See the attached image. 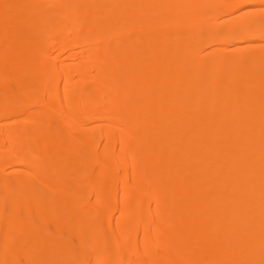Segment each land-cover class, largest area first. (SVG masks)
<instances>
[{
    "label": "bare ground",
    "instance_id": "obj_1",
    "mask_svg": "<svg viewBox=\"0 0 264 264\" xmlns=\"http://www.w3.org/2000/svg\"><path fill=\"white\" fill-rule=\"evenodd\" d=\"M0 264H264V0H0Z\"/></svg>",
    "mask_w": 264,
    "mask_h": 264
},
{
    "label": "rangeland",
    "instance_id": "obj_2",
    "mask_svg": "<svg viewBox=\"0 0 264 264\" xmlns=\"http://www.w3.org/2000/svg\"><path fill=\"white\" fill-rule=\"evenodd\" d=\"M240 93H242V92L240 91Z\"/></svg>",
    "mask_w": 264,
    "mask_h": 264
}]
</instances>
